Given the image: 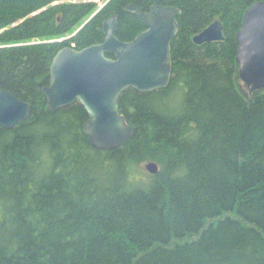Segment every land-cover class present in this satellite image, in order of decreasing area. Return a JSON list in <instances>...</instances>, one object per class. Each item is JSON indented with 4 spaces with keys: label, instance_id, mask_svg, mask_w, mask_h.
Returning <instances> with one entry per match:
<instances>
[{
    "label": "trees",
    "instance_id": "trees-1",
    "mask_svg": "<svg viewBox=\"0 0 264 264\" xmlns=\"http://www.w3.org/2000/svg\"><path fill=\"white\" fill-rule=\"evenodd\" d=\"M105 1L0 0V88L30 109L0 127V264H264V88L247 94L235 61L258 0ZM129 3L179 9L171 77L125 89L131 135L97 149L82 105L49 111L42 87L55 53L102 42L107 17L120 40L142 30ZM215 19L224 39L195 44Z\"/></svg>",
    "mask_w": 264,
    "mask_h": 264
},
{
    "label": "water",
    "instance_id": "water-1",
    "mask_svg": "<svg viewBox=\"0 0 264 264\" xmlns=\"http://www.w3.org/2000/svg\"><path fill=\"white\" fill-rule=\"evenodd\" d=\"M125 10L140 17L146 29L132 40L123 41L116 36L118 15L107 17L102 23V42L81 49L65 46L56 52L49 67V84L42 87L49 111L76 101L82 105L89 117L82 130L97 149L117 147L131 135V126L119 112V97L125 89L157 90L166 87L171 77L170 43L178 32L175 15L179 9L154 4L143 12L129 3ZM223 39L219 19L192 37L198 45ZM236 46L238 75L247 93L264 88L263 0L245 10ZM29 111L27 102L0 88V127L13 128L27 119ZM144 168L151 174L158 171L153 161L146 162Z\"/></svg>",
    "mask_w": 264,
    "mask_h": 264
},
{
    "label": "flooded vegetation",
    "instance_id": "flooded-vegetation-1",
    "mask_svg": "<svg viewBox=\"0 0 264 264\" xmlns=\"http://www.w3.org/2000/svg\"><path fill=\"white\" fill-rule=\"evenodd\" d=\"M105 2H106V1H105ZM105 2H104V3H105ZM102 5H103V4H102ZM151 6H152V5H151ZM141 9H142V8H141ZM148 10H149V8H147V9H142L143 12H147ZM135 16H136V15H135ZM137 17H138V16H137ZM138 18H140V17H138ZM140 19H141V18H140ZM141 20H142V19H141ZM142 21H143V20H142ZM175 21H176V15H175ZM117 22H118V19H117ZM143 22H144V21H143ZM176 23H177V21H176ZM144 24H145V23H144ZM177 26H178V24H177ZM145 29H146V25H144V28H143L142 30H140L135 36H137L140 32H142V31L145 30ZM176 34H177V33H176ZM135 36H133L132 38H130V39H128V40H123V41H130V40H132ZM193 36H194V35H193ZM174 37H175V36H174ZM174 37H173V38H174ZM173 38H172V39H173ZM118 39H119V38H118ZM172 39H171V40H172ZM61 40H63V39H61ZM61 40H60V39H57L56 41H61ZM50 41H53V40H50ZM99 43H100V42H99ZM94 44H95V43H94ZM170 44H171V43H170ZM63 47H65V46H63ZM69 47H73V48H75V49H81V48H77V47L74 45V43H72ZM85 47H86V46H85ZM61 48H62V47H61ZM61 48H60V49H61ZM82 48H84V47H82ZM60 49H59V50H60ZM55 54H56V53H55ZM107 56H108V55H107ZM109 57H113L112 54H110ZM52 59H53V58H52ZM48 84H49V81H48ZM48 84H47V85H48ZM83 124H84V123H83ZM82 126H83V125H82Z\"/></svg>",
    "mask_w": 264,
    "mask_h": 264
},
{
    "label": "rangeland",
    "instance_id": "rangeland-1",
    "mask_svg": "<svg viewBox=\"0 0 264 264\" xmlns=\"http://www.w3.org/2000/svg\"><path fill=\"white\" fill-rule=\"evenodd\" d=\"M96 1H98L100 4H104V2H105V0H96ZM104 1V2H103ZM102 2V3H101ZM76 29V28H75ZM74 29V30H75ZM75 32V31H74ZM73 33H71V34H67V35H64L63 37H61V39H67V38H69L71 35H72ZM243 84V83H242ZM246 92V91H245ZM248 94V93H247ZM146 163V161L145 162H143L142 163V167H144V164Z\"/></svg>",
    "mask_w": 264,
    "mask_h": 264
}]
</instances>
